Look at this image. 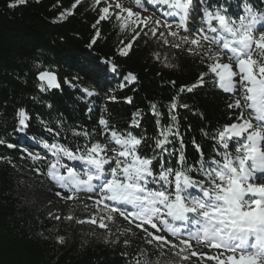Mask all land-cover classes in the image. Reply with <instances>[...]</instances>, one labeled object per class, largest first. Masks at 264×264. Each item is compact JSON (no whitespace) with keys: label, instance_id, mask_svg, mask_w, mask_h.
Masks as SVG:
<instances>
[{"label":"trees","instance_id":"obj_1","mask_svg":"<svg viewBox=\"0 0 264 264\" xmlns=\"http://www.w3.org/2000/svg\"><path fill=\"white\" fill-rule=\"evenodd\" d=\"M12 3L17 0H0V135L13 144L19 140V145L13 149L0 145V157L9 158L0 159V264H213L206 258L190 256L187 249L177 256L179 248L160 249L146 244L145 234L135 223L121 217L109 221L107 213L99 211L102 205H93L98 198L95 194L81 193L79 199L66 201L63 197L68 195L67 191L46 175L48 162L54 157L42 147L43 141L73 148L96 141L107 143V136H101V117L118 132L143 135L146 143L151 144L160 129L172 123L168 109L175 98L187 163L195 164L199 159L191 143L193 139L206 159L215 156L216 146L210 137L218 125L229 122L230 115L223 95L211 84L191 93L180 92L181 86H191L201 73L208 71L207 61L201 63L200 56L176 49L171 43L163 44L159 33L153 37L141 32L128 54L121 55V49L135 33L122 27L123 20L111 11L108 19L94 29L104 7L96 0H80L78 4L76 0H26L14 8L9 7ZM141 3L156 20L163 22L167 8L146 0ZM220 6L237 19L245 14V6L264 13V0H203V7L200 0H192L190 10L199 22H189V29L204 24L205 8L215 10ZM173 24L175 27L174 21ZM97 29L100 37L94 45L90 44ZM258 29H264V24ZM113 63L117 66L115 73L110 70ZM45 70L58 76L60 90H39L38 73ZM128 73L136 75L135 82H125ZM65 78L71 84L64 83ZM83 88L95 94L89 97ZM128 97L132 98L131 103L126 102ZM183 104L189 108H182ZM153 105L160 116L153 114ZM20 107H25L32 117L29 138L13 131ZM136 112L140 115L134 117ZM199 113H203V118ZM133 118L139 120V128L129 127ZM158 119L160 125L156 123ZM84 131L89 133L87 140L75 134ZM175 147H179L178 142ZM27 152L45 159L33 161ZM172 163L175 166V160ZM58 191L62 192L61 197L55 195ZM89 195L93 200L88 199ZM49 213L61 219L55 220ZM70 213L72 221L65 219ZM94 213L98 218L104 216L111 230L108 242L104 239L106 229L76 222ZM129 228L131 232L126 231ZM59 236L64 237V243L57 241ZM191 251L208 255L216 252L194 241ZM185 255H189V260L183 259Z\"/></svg>","mask_w":264,"mask_h":264},{"label":"snow or ice","instance_id":"obj_2","mask_svg":"<svg viewBox=\"0 0 264 264\" xmlns=\"http://www.w3.org/2000/svg\"><path fill=\"white\" fill-rule=\"evenodd\" d=\"M79 2L76 0L77 4ZM135 2L145 10L141 0ZM25 3L26 0H17L9 7ZM96 3L99 4L100 0ZM146 3L167 8L163 22L151 21L150 18L139 20V13L117 4L116 7L121 8L117 19H121L123 12L127 13L122 27L136 25L131 29L135 35L120 54H128L141 32L144 35L150 33L153 37L159 33L163 44L171 43L176 49L200 56L201 63L207 61L208 71L201 73L191 86H181L180 92L191 93L211 84L223 95L224 106L230 115L229 122L218 125L210 137L216 146V155L206 159L203 149L193 139L191 143L199 159L195 164L187 163L174 98L168 109L172 123L163 126L151 144L146 143L143 135L118 132L103 117L98 123L102 128L101 136H107L105 144L96 141L73 148L43 141L42 147L54 157L48 162L46 175L61 190L67 191L68 195L63 197L66 201L79 199L81 193L95 194L98 198L93 200L89 195L88 199L93 200L95 207L102 205L99 211L107 213L109 221L121 217L130 224L135 223V227L145 234L143 238L148 245L160 249L165 246H170L171 250L179 248L180 252L175 253L177 256L187 249L190 256L206 258L213 264H264V29H258L264 24V13L245 6V14L237 19L228 14L224 6L215 10L205 8L204 24L190 30L187 18L192 0H146ZM200 4L203 7V0ZM110 8L109 5L101 9L102 14L93 25L94 29L100 21L108 19ZM134 16L137 20L131 19ZM137 27L140 31L136 30ZM99 37L97 29L90 44L94 45ZM169 37L173 38L172 41ZM120 43L124 44L123 41ZM156 58L159 59L158 54ZM110 70L115 73L117 66L113 63ZM206 76L209 77L207 81ZM124 79L125 82H135L137 77L128 73ZM38 80L41 81V92L61 89L58 76L51 71L39 72ZM64 83L71 84L66 78ZM82 91L89 97L95 94L87 88ZM131 99L126 98V102L131 103ZM181 107L188 109L189 105ZM152 108L153 114L160 116L155 105ZM139 115V112L133 114L134 117ZM199 115L203 118V113ZM31 119L25 107L18 108L14 133L29 138ZM156 123L160 125V120ZM139 126V120L135 118L129 125ZM46 131L51 133L53 129L46 128ZM75 134L84 136L86 140L89 138L87 131ZM175 142L179 147H175ZM109 144L112 145L111 154ZM0 145L13 149L18 147L19 140L13 144L0 135ZM147 152L153 154L148 155ZM27 157L33 161L45 159L32 152H27ZM65 160L73 162L72 165ZM35 171L39 173L40 169ZM55 195L61 197L62 192ZM49 215L55 220L61 219L59 215ZM65 219L72 221L74 217L70 213ZM76 222L106 229L104 239L108 242L111 230L104 222V216L98 218L94 213ZM126 231L131 232V228ZM57 241L64 243V237H57ZM193 241L216 252L208 255L191 251ZM128 243V240L124 241L125 245ZM183 259L189 260V255Z\"/></svg>","mask_w":264,"mask_h":264},{"label":"rangeland","instance_id":"obj_3","mask_svg":"<svg viewBox=\"0 0 264 264\" xmlns=\"http://www.w3.org/2000/svg\"><path fill=\"white\" fill-rule=\"evenodd\" d=\"M100 3L104 7H108L110 5L111 6L110 11L115 13V14H120L121 13V8H117L116 7L117 4H119L120 6H122L123 9L131 8L133 12L139 13V20H146L147 18H150L151 21H155L156 20V18L152 15V13H150V12H148L146 10H142L139 6H137V4H135L131 0H100ZM125 17H127V13L123 12L122 16H121V19L123 20V18H125ZM203 18H202V20H203ZM131 19L132 20H137V17L134 16ZM198 20H199V18H197L195 15H193L191 10H190L189 14H188V18H187V27H188V23L189 22L198 23L199 22ZM138 23H139V21H138ZM125 27L127 29H132L133 27H136V25L128 24ZM141 27H142V25H141ZM137 29L140 30L139 27H137ZM111 147L112 146H109V151L110 152H111Z\"/></svg>","mask_w":264,"mask_h":264},{"label":"water","instance_id":"obj_4","mask_svg":"<svg viewBox=\"0 0 264 264\" xmlns=\"http://www.w3.org/2000/svg\"><path fill=\"white\" fill-rule=\"evenodd\" d=\"M39 81V80H38ZM41 83V81H39ZM52 90H56V89H52Z\"/></svg>","mask_w":264,"mask_h":264}]
</instances>
